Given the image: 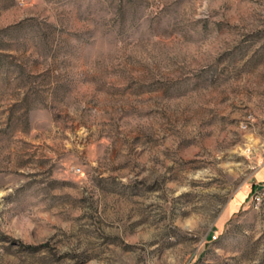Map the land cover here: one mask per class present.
<instances>
[{
    "label": "rangeland",
    "instance_id": "rangeland-1",
    "mask_svg": "<svg viewBox=\"0 0 264 264\" xmlns=\"http://www.w3.org/2000/svg\"><path fill=\"white\" fill-rule=\"evenodd\" d=\"M263 164L264 0H0V264H264Z\"/></svg>",
    "mask_w": 264,
    "mask_h": 264
},
{
    "label": "crops",
    "instance_id": "crops-1",
    "mask_svg": "<svg viewBox=\"0 0 264 264\" xmlns=\"http://www.w3.org/2000/svg\"><path fill=\"white\" fill-rule=\"evenodd\" d=\"M255 178L257 181H264V164L255 172Z\"/></svg>",
    "mask_w": 264,
    "mask_h": 264
},
{
    "label": "built area",
    "instance_id": "built-area-1",
    "mask_svg": "<svg viewBox=\"0 0 264 264\" xmlns=\"http://www.w3.org/2000/svg\"><path fill=\"white\" fill-rule=\"evenodd\" d=\"M259 201H260L259 193H258V194H254V195L252 196V200H251L252 205H253L254 207H256L257 204L259 203Z\"/></svg>",
    "mask_w": 264,
    "mask_h": 264
}]
</instances>
